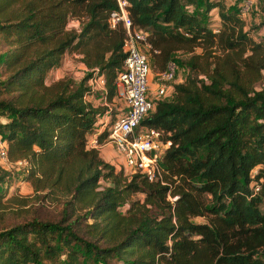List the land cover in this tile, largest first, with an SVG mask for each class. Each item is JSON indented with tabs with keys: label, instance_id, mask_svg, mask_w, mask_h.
<instances>
[{
	"label": "trees",
	"instance_id": "trees-1",
	"mask_svg": "<svg viewBox=\"0 0 264 264\" xmlns=\"http://www.w3.org/2000/svg\"><path fill=\"white\" fill-rule=\"evenodd\" d=\"M125 1L131 24L146 33L147 61L157 73L179 62L176 50L198 47L199 56L212 57L200 70L198 55L184 60V80L138 124L169 141L151 181L122 178L88 145L104 109L85 100L87 82L102 77L103 101L110 102L124 58V29L108 24L116 0H0V118L7 119L0 139L10 164L25 163L34 200L61 205L57 219L31 216L4 226L7 204L24 203L4 202L0 190V264L61 257L58 264H264V88L255 89L264 41L244 31L239 7L215 0ZM200 4L201 13L185 9ZM212 8L220 19L216 32L205 20ZM72 19L77 26L68 28ZM71 51L87 69L78 84H44ZM106 135L100 131L96 145ZM11 177L0 167V184ZM252 179L259 184L253 195ZM134 193L143 200L131 201Z\"/></svg>",
	"mask_w": 264,
	"mask_h": 264
},
{
	"label": "built area",
	"instance_id": "built-area-1",
	"mask_svg": "<svg viewBox=\"0 0 264 264\" xmlns=\"http://www.w3.org/2000/svg\"><path fill=\"white\" fill-rule=\"evenodd\" d=\"M117 9L110 12L108 24L111 28L120 25L124 29L122 41V52L124 58L121 70L115 77V96L124 102V110L108 127L106 142L112 144L119 154L121 170L125 175L142 174L149 181L154 180L159 175L160 157L164 149L169 145V141H162L160 134L154 129H145L142 133H136L141 119L150 112L157 100L171 97L172 88L167 90L164 82L175 79L174 69L168 62L166 69L158 74V84L153 90V97L150 96L151 90L147 82L148 61L146 51L149 48L145 40L146 33L140 28L131 24L127 12L126 1L116 0ZM251 0H243L239 5V16H244L250 8ZM217 31V30H214ZM87 85L89 94L99 90L102 96L105 93L104 79L102 77H91ZM171 91V95L168 93ZM105 103V102H104ZM107 123L102 119L101 114L96 117L94 128L103 129ZM94 130L90 135L89 144L97 147L95 142L96 135L101 130ZM0 160L8 162L6 159V145L0 139ZM256 170H252L253 178ZM260 181V180H259ZM251 195L259 189L257 181L251 180ZM173 199V198H171Z\"/></svg>",
	"mask_w": 264,
	"mask_h": 264
},
{
	"label": "rangeland",
	"instance_id": "rangeland-1",
	"mask_svg": "<svg viewBox=\"0 0 264 264\" xmlns=\"http://www.w3.org/2000/svg\"><path fill=\"white\" fill-rule=\"evenodd\" d=\"M211 1H214V0H211ZM215 1L222 3L224 6L229 5V6H234L235 8H238L243 0H215ZM201 8H202L201 4L196 8H192L190 6L185 7V9L188 12L197 10L200 13L202 11ZM241 18L243 20L244 31H246L247 35L251 39L255 40L256 42L264 41V25H261V22L264 19V11L261 8L260 1L251 0V4H250V8L248 12ZM205 20H206L207 26L211 30H213V32L214 30H218L220 28V19L217 14V8L210 9L206 13ZM76 26H77L76 21L73 19L67 23L68 28H72ZM217 53L218 51L215 50L214 52L210 54H217ZM191 54H195L199 56V54H201V49L198 47H195L193 48V51L190 53H187L180 49L172 53V55H174V58L178 60L179 62L173 61V63H171L174 69L175 79L169 82H164V84L167 86V90L171 89L172 85L176 84V82L179 83L180 81L184 80V78L188 74V69H187L188 66L183 61L186 60ZM146 55L149 59L150 56L148 55V50L146 51ZM211 60H212L211 55H207V53L203 54L202 56H199L197 59L194 60L195 66L197 67L196 70H200L201 67L204 68L205 62L211 61ZM148 63H149V70H148V75H147V82H148L149 89L154 90L158 84V81H157L158 74L156 71L153 70V67L150 64V61ZM196 70H195V73H196ZM86 72H87V69L85 68L83 63L80 61V55L74 51L66 52L62 56L59 66L50 69L46 73L44 84L49 85L52 82L66 79L70 82V84L76 85L82 79L83 75ZM191 74L195 75L194 73H191ZM201 74L202 73H200L199 71L196 73L197 76ZM260 88H264V72L261 73V78L259 82L255 84V89H260ZM168 93L171 95V91H168ZM85 100L87 102H90L92 105H99L100 107L104 109L101 116H102V119L107 123V126L104 127L102 130H106L107 127L119 115H121L124 110V102L121 98L112 97L110 102L104 103L103 96L99 90H95L91 94H87L85 96ZM3 119L4 118H0V122ZM98 129H99L98 127L94 128V130H98ZM144 130L145 129L142 128L140 125L137 126V128H135L136 133H142ZM88 145L90 147L89 142H88ZM100 145L102 146L99 147ZM100 145L97 146L96 148L98 150V156L101 158V160L112 165L117 173L118 172L121 173L120 176L122 178L123 176L124 178H126L127 175H125V173L122 172L121 166L119 165V163L121 162L119 154L116 152L112 144L107 143L106 138H105ZM24 164L25 163L22 161H18V162L10 164L9 162H2V160H0V167L6 170H11L12 172V177L10 178L9 183L7 185L6 183L0 184V190H3L2 192L4 193V197H3L4 202H6V200L9 198H13V200H19V201L23 200V203H24V205L22 206L14 205L12 203L7 204V208L3 210L4 219L1 223L4 226L5 224L12 225V223L20 222L21 220L30 218L31 216H36L37 218H40V219L42 218L57 219L59 217V210L61 208V205L59 203L50 202V200H46V199L43 200L42 202L34 200L35 198L33 197L31 186L29 185L28 182L23 180L24 173L22 170V166ZM105 184L106 182L105 183L102 182L101 185H105ZM204 198H208V196L205 195ZM129 199L131 201L141 202L143 200V194L134 193L129 197ZM127 206H128L127 203L123 204L121 207H119V211L121 213H124ZM11 212H14V213H11ZM192 220L194 222H202L204 219L202 217H194ZM61 260H63V257H61L60 259L50 264H58V262H60ZM84 264H101V263H92L90 261H85Z\"/></svg>",
	"mask_w": 264,
	"mask_h": 264
},
{
	"label": "crops",
	"instance_id": "crops-1",
	"mask_svg": "<svg viewBox=\"0 0 264 264\" xmlns=\"http://www.w3.org/2000/svg\"><path fill=\"white\" fill-rule=\"evenodd\" d=\"M181 82V81H180ZM177 83V82H176ZM150 96H152L153 97V89L151 90V92H150ZM7 119H3L1 122H5ZM103 145V144H102ZM102 145H98L99 147H101Z\"/></svg>",
	"mask_w": 264,
	"mask_h": 264
}]
</instances>
